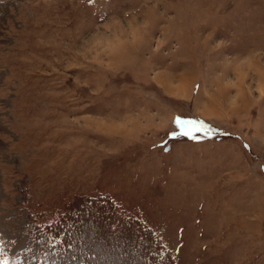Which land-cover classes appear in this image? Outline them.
I'll return each mask as SVG.
<instances>
[{
  "label": "rangeland",
  "instance_id": "rangeland-1",
  "mask_svg": "<svg viewBox=\"0 0 264 264\" xmlns=\"http://www.w3.org/2000/svg\"><path fill=\"white\" fill-rule=\"evenodd\" d=\"M97 193L176 264H264V0H0V264Z\"/></svg>",
  "mask_w": 264,
  "mask_h": 264
},
{
  "label": "trees",
  "instance_id": "trees-1",
  "mask_svg": "<svg viewBox=\"0 0 264 264\" xmlns=\"http://www.w3.org/2000/svg\"><path fill=\"white\" fill-rule=\"evenodd\" d=\"M85 225L111 232V237L124 243L127 264H176L175 253L145 221L124 210L109 194L78 195L67 203L57 218L49 223L34 225L28 231L29 257L38 263L48 258L49 264H95L99 256L92 253L88 233L79 242L72 237L77 229L86 231ZM90 231V230H89ZM88 231V232H89ZM99 246L110 239H95ZM95 248V247H94ZM49 260V261H48Z\"/></svg>",
  "mask_w": 264,
  "mask_h": 264
},
{
  "label": "snow or ice",
  "instance_id": "snow-or-ice-1",
  "mask_svg": "<svg viewBox=\"0 0 264 264\" xmlns=\"http://www.w3.org/2000/svg\"><path fill=\"white\" fill-rule=\"evenodd\" d=\"M176 123L178 125H180L181 127H183L184 125H191V124H194V123H197V122L196 121H191V120H181V119L177 118ZM203 127L204 128H208L209 126L208 125H203ZM210 131H211V129H210ZM179 134L180 135H189V132L185 131V132H181Z\"/></svg>",
  "mask_w": 264,
  "mask_h": 264
},
{
  "label": "crops",
  "instance_id": "crops-1",
  "mask_svg": "<svg viewBox=\"0 0 264 264\" xmlns=\"http://www.w3.org/2000/svg\"><path fill=\"white\" fill-rule=\"evenodd\" d=\"M170 72V71H169ZM172 78V77H171ZM162 82L164 83V81L162 80ZM159 84H160V82H159ZM161 85V84H160ZM169 88H171V92L172 93H175V94H178V95H181V97H182V95H186V89H185V91L184 90H180V91H178L176 88H173L172 86H169ZM178 97V96H177ZM180 97V98H181ZM179 98V97H178ZM27 242V241H26Z\"/></svg>",
  "mask_w": 264,
  "mask_h": 264
}]
</instances>
